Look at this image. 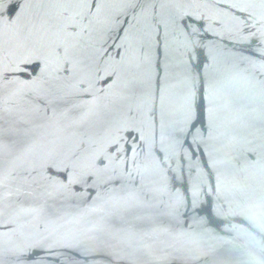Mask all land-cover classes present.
Wrapping results in <instances>:
<instances>
[{
    "label": "water",
    "instance_id": "95a60500",
    "mask_svg": "<svg viewBox=\"0 0 264 264\" xmlns=\"http://www.w3.org/2000/svg\"><path fill=\"white\" fill-rule=\"evenodd\" d=\"M0 264H264V0H0Z\"/></svg>",
    "mask_w": 264,
    "mask_h": 264
}]
</instances>
